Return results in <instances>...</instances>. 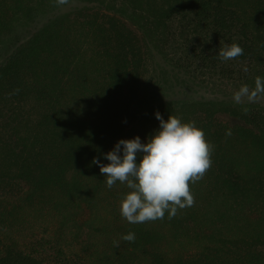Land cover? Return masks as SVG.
Returning a JSON list of instances; mask_svg holds the SVG:
<instances>
[{"label": "trees", "instance_id": "1", "mask_svg": "<svg viewBox=\"0 0 264 264\" xmlns=\"http://www.w3.org/2000/svg\"><path fill=\"white\" fill-rule=\"evenodd\" d=\"M78 1L96 12L54 20L0 66V264H264V104L204 100L136 118L155 55L197 79H264V0ZM53 5L0 0V45ZM232 43L244 54L221 61ZM157 112L194 121L212 166L191 185L193 207L130 224L119 212L129 189L107 188L93 160L109 163L121 139L146 143ZM128 232L134 243L121 240Z\"/></svg>", "mask_w": 264, "mask_h": 264}, {"label": "clouds", "instance_id": "2", "mask_svg": "<svg viewBox=\"0 0 264 264\" xmlns=\"http://www.w3.org/2000/svg\"><path fill=\"white\" fill-rule=\"evenodd\" d=\"M69 0H54L56 6L68 4ZM244 54L243 48L232 43L220 48L218 56L221 61L235 60ZM247 71V69H245ZM16 89L12 94H18ZM264 94V79L257 76L255 87L250 89L242 85L234 92L236 103L255 101ZM242 111L247 114L248 108ZM156 119L160 127L149 137L146 143L136 136L133 139H121L114 149L105 154L107 164L94 158L100 173L106 178V186L112 189L117 182L126 185L129 191L119 202V212L130 224H142L174 218L179 210L195 205L191 185L196 184L212 166L214 145L207 139L205 132L194 121L182 122L178 116L170 115L165 120L159 112ZM226 136L232 135L227 129ZM122 151V155H121ZM138 154H142L137 162ZM134 232L121 236V240L134 243ZM119 247L120 241H114Z\"/></svg>", "mask_w": 264, "mask_h": 264}, {"label": "rangeland", "instance_id": "3", "mask_svg": "<svg viewBox=\"0 0 264 264\" xmlns=\"http://www.w3.org/2000/svg\"><path fill=\"white\" fill-rule=\"evenodd\" d=\"M93 12H96V8L91 5L78 0H69L68 4L62 6H56L54 4L52 7L45 9L32 21L26 20L16 22L12 33L6 37L0 45V66L7 61L23 42L28 40L36 32L51 24L54 20L67 16L76 19L86 13ZM128 25L134 31L138 32L131 24L128 23ZM242 85H247L250 89H254L255 87L253 81L228 83L218 80H213L212 82L203 78L197 79L176 69L171 62V56L161 57L160 55H155L154 59L151 61L149 72L147 73L144 83L147 96L143 100L136 118L137 120L145 119L153 115L159 109L204 100H222L236 103L233 99V94L238 91ZM245 103H249L247 98L244 99L243 103L239 104ZM250 103L264 104V94ZM220 118L222 121L228 122L229 124L240 123L228 115H221ZM0 172L3 171L0 169ZM0 198H5L1 189ZM4 204H6V201ZM25 207L26 209L24 211ZM18 215L19 217L29 215V206H22ZM27 229H29V225H25L24 223L18 228V230L23 232L26 243L29 242V231ZM14 230L16 232L17 228ZM17 232L15 234H18ZM79 248L80 247L76 246L75 250Z\"/></svg>", "mask_w": 264, "mask_h": 264}]
</instances>
